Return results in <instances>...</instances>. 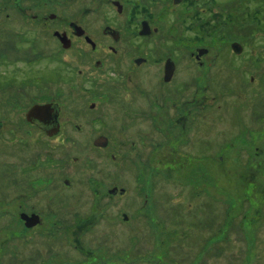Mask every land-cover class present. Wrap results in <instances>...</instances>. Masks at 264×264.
<instances>
[{"label":"flooded vegetation","instance_id":"flooded-vegetation-1","mask_svg":"<svg viewBox=\"0 0 264 264\" xmlns=\"http://www.w3.org/2000/svg\"><path fill=\"white\" fill-rule=\"evenodd\" d=\"M217 44L226 51H213ZM0 76L2 135L38 137L58 146L65 139L69 147L61 148L64 153L102 155L96 163H77L79 159L74 157L73 169L69 176L64 175L62 186L72 188L71 179L76 185L75 177L90 167L101 176L111 170L112 176L122 178L125 171L128 184H137L151 170L157 181L159 176L154 174L164 167L172 171L191 168L190 157L204 156L213 164L208 147L200 154L196 145L198 139L214 135V118L226 117L229 111L224 99L227 92L216 98L214 88L228 89L229 94L240 90L245 96L248 91L249 98L262 91L264 0H0ZM33 107H46L42 121L27 117ZM21 144L15 152L20 168L13 175L25 176L21 182L27 186L50 185V178L35 177L39 158L34 148ZM255 154L260 156V152ZM220 156L217 164L222 166ZM51 159L46 155L43 165ZM101 185L96 182V192ZM111 185L96 196L100 201L93 200L92 210L106 211L100 213L98 229L81 227L73 244H63L55 251L57 262L135 263L116 258L121 250L118 245L111 255L113 227L108 222L101 226V222L105 216H114L113 207H121L119 197L143 198L142 208H147L148 197ZM59 196L45 195L36 209L58 212L72 206L79 214L88 203L76 195L63 196L56 203ZM36 209L20 206L16 213L27 231L44 225L49 217ZM77 214L73 213L76 222L85 220ZM50 216L67 218L57 213ZM31 217L36 218L29 220ZM123 217L132 226L129 231L135 229L142 237L140 251H153V245L144 241L146 227L134 228L137 218L128 221ZM26 244L18 245L23 249L19 254L25 256L19 260L41 263L45 257ZM211 257L205 256L204 264H212ZM145 261L138 259L136 264H161V260Z\"/></svg>","mask_w":264,"mask_h":264},{"label":"rangeland","instance_id":"rangeland-1","mask_svg":"<svg viewBox=\"0 0 264 264\" xmlns=\"http://www.w3.org/2000/svg\"><path fill=\"white\" fill-rule=\"evenodd\" d=\"M213 51L225 52L226 48L217 44ZM213 86L216 85L213 83ZM261 88L262 91L257 93L256 98H249L251 92L248 91L245 96L240 95V90L236 94H229L228 89L214 88L212 95L216 98L227 92L224 99L227 100L229 111L226 117L220 118L217 115L214 118V135L198 139L196 145V151L200 154L205 153L208 147L213 155V164L207 162L204 156L198 159L190 157L187 159L193 165L189 169H159L154 174L159 176L156 178L158 182L154 180V172L151 170L146 173L147 177H139L137 184L136 181L128 184L125 171L122 172V178L126 181L119 175L112 176L111 170L101 176L99 170L90 167L91 169H83V175L75 177L76 185L71 179L73 187L66 188L62 186L63 177L70 175L75 163L74 157L79 159L77 163H96L102 155L97 152L79 156L64 153L61 148L69 147L65 139L61 140L63 145L58 146L56 142L49 143L38 137L7 138L1 134L0 125V264H29L25 260H19L25 257L19 254L23 249L18 248L24 242L28 248L33 246V252L45 257L39 264H60L56 261L58 256L55 254L60 246L73 244V238L79 237L77 231L81 227L98 229L96 222L101 218L100 213L104 214L106 211H101L100 208L92 210L93 200L95 198L98 202L96 196L106 193L111 184L128 189L129 193L148 197L147 208L141 206L143 198L136 200L128 196L119 197L121 207H113L114 216H105L101 222V226L108 222L107 225L111 224L113 227L111 237L115 242H109L115 243V247L111 246V255L115 253L117 245L121 249L116 257L118 260H131L135 262L133 264L138 259L141 262L149 259L152 263L161 260V264H204L203 259L209 254L212 255L209 258L212 259V264H264V164L259 165L258 162L260 160L264 163V84ZM20 142L21 147L34 148L39 158L35 177L42 180L50 178V185L37 181L33 186H27L25 182H21L25 176L13 175L15 169L20 168L15 162L16 147ZM256 151L260 152V156L255 154ZM46 155L52 157L53 161L43 165ZM220 155L222 166L217 164ZM255 165L258 169L253 172L252 167ZM83 178L84 181H81ZM97 181L102 185L96 192ZM47 194L60 195V198H56V203L65 199V196L72 195L81 196L88 203L80 209L79 214L72 206L57 209L58 212L36 209L42 205L40 200ZM73 199L76 198L70 200ZM100 205L102 206L101 203ZM20 206H34L36 210L45 211V216L49 217L44 219V225L27 231L16 216ZM120 211L128 217V221L137 218L134 228L144 230L146 227L143 240L153 245L154 252L144 254L140 251L142 237L135 229L129 231L132 226L126 224ZM53 213L67 218H51L50 214ZM73 213L85 220L76 222ZM144 215L146 218H143ZM88 217L92 219L89 220ZM115 217L117 226L114 225ZM234 244L240 246H233ZM46 247L52 250L46 251ZM87 247L86 245V251ZM172 255L181 260H174ZM100 257L106 256L100 254Z\"/></svg>","mask_w":264,"mask_h":264},{"label":"water","instance_id":"water-1","mask_svg":"<svg viewBox=\"0 0 264 264\" xmlns=\"http://www.w3.org/2000/svg\"><path fill=\"white\" fill-rule=\"evenodd\" d=\"M46 110H47L46 107H33V108L29 111L27 117H29V115H30V116L36 117L39 121H42V120H41V115H42V113H43L44 111H46ZM114 192H115V189L110 190V193H111V194H113ZM33 218H36V217H31V218H28V219H29V220H32ZM22 220H24V218H22ZM25 225H26V227H31V226H33V225H35V224H25Z\"/></svg>","mask_w":264,"mask_h":264},{"label":"trees","instance_id":"trees-1","mask_svg":"<svg viewBox=\"0 0 264 264\" xmlns=\"http://www.w3.org/2000/svg\"><path fill=\"white\" fill-rule=\"evenodd\" d=\"M253 172H255L254 170H252Z\"/></svg>","mask_w":264,"mask_h":264}]
</instances>
